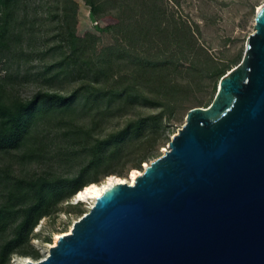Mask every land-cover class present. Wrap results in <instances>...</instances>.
Here are the masks:
<instances>
[{"label": "trees", "instance_id": "1", "mask_svg": "<svg viewBox=\"0 0 264 264\" xmlns=\"http://www.w3.org/2000/svg\"><path fill=\"white\" fill-rule=\"evenodd\" d=\"M83 1L111 43L91 30L78 33L76 0H43L49 28L22 12L29 0H0V152L19 150L21 162L32 164L44 156L32 142L43 144L49 131L67 165L50 177L0 168V264L13 254L36 258L28 249L33 228L83 186L157 157L187 110L208 105L241 58L228 57L227 40L214 51L183 6L208 0ZM22 79L37 85L29 97L15 91Z\"/></svg>", "mask_w": 264, "mask_h": 264}, {"label": "water", "instance_id": "2", "mask_svg": "<svg viewBox=\"0 0 264 264\" xmlns=\"http://www.w3.org/2000/svg\"><path fill=\"white\" fill-rule=\"evenodd\" d=\"M20 264H264V3L211 102Z\"/></svg>", "mask_w": 264, "mask_h": 264}, {"label": "rangeland", "instance_id": "3", "mask_svg": "<svg viewBox=\"0 0 264 264\" xmlns=\"http://www.w3.org/2000/svg\"><path fill=\"white\" fill-rule=\"evenodd\" d=\"M76 1L79 6L77 15L78 33H82L85 30H91L100 35V41L103 44L111 43V37L106 31H99L95 28V23L89 15V7L83 0ZM262 3H264V0H208V4L194 1L190 5L183 3V6L185 11L189 10L196 19L200 20L203 25V36L205 40L210 43L214 51L217 52L219 49L224 48L221 47V44L227 40L226 54L228 57L231 58L240 55L242 58L246 39L248 35L254 31V18L256 11ZM22 12H27L28 20L30 18L33 19L35 16L36 28L38 26H41V28H49L50 21L47 17V8L43 3V0H29V3L25 5V7H22ZM202 15L205 17L202 18ZM104 24V21L100 22V26H103ZM35 48H42V46L41 44L38 45V43H36ZM38 65L37 59L28 63V66L33 72L36 71ZM12 70L13 68L8 69V71ZM5 73L6 67L0 62V74ZM30 80H20L15 87V91L23 97H29L37 86L36 83ZM182 122L176 124L174 132H176ZM172 134H170V137ZM42 135L44 136L42 139L43 144H40V137L36 142H32L35 148L42 147L44 149V156L39 158L38 161L25 165L21 162V152L19 150H9L0 152V168L5 166L11 167V171L13 170L12 173L14 175L30 177L37 175L50 177L54 173L66 171L67 165L61 159V152L59 149L61 141L59 138L53 136V132L49 131L42 133ZM168 141L164 142L159 147V155L163 153ZM143 165L144 163H142V168ZM116 168L120 170L122 169L123 174L119 175L113 173V175L116 174V176H120L124 178V181H127L131 169H128L127 165L118 166ZM139 170L141 171L142 169ZM105 178L106 176H101L99 182H103ZM73 197L74 196L61 203L59 205V210L56 213L42 217L39 220L33 228L30 248H28L29 250H37L39 255L36 258L31 255L27 257L32 258L33 260L43 258L45 256L44 251L48 250L50 246L49 243H53L55 233L69 231L73 221L88 210V203L85 201H74ZM78 209H81V211H78ZM23 257L25 256L13 254L10 258L9 264H20Z\"/></svg>", "mask_w": 264, "mask_h": 264}, {"label": "bare ground", "instance_id": "4", "mask_svg": "<svg viewBox=\"0 0 264 264\" xmlns=\"http://www.w3.org/2000/svg\"><path fill=\"white\" fill-rule=\"evenodd\" d=\"M145 164H146V162H144V165ZM140 172L141 171L139 169L132 168L128 174L129 179L127 181L129 182L131 179H133ZM119 181L123 182L124 178H122L120 176H116V174L115 175L110 174V175L106 176V178L103 180V182H90V183L86 184L85 186H83L80 190H78L74 194L73 200L74 201H85L86 203H88V208H89L94 203L97 196H99L107 186H109L115 182H119ZM70 228H71V226H70ZM63 233L64 232L55 233V235L53 237L54 238L53 243H49V245L51 246V245L55 244L59 235L63 234ZM47 251L48 250L44 251L45 255L47 254ZM27 259H29V257H27V256L23 257L21 263Z\"/></svg>", "mask_w": 264, "mask_h": 264}]
</instances>
